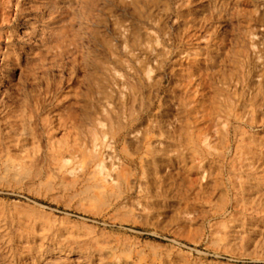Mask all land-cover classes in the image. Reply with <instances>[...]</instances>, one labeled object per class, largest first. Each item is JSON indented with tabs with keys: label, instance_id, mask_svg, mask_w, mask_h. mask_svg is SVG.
<instances>
[{
	"label": "rangeland",
	"instance_id": "374dc122",
	"mask_svg": "<svg viewBox=\"0 0 264 264\" xmlns=\"http://www.w3.org/2000/svg\"><path fill=\"white\" fill-rule=\"evenodd\" d=\"M6 50L0 264H264V0H0Z\"/></svg>",
	"mask_w": 264,
	"mask_h": 264
},
{
	"label": "bare ground",
	"instance_id": "6f19581e",
	"mask_svg": "<svg viewBox=\"0 0 264 264\" xmlns=\"http://www.w3.org/2000/svg\"><path fill=\"white\" fill-rule=\"evenodd\" d=\"M30 20H33V19H30ZM30 20H28V21H30ZM32 25H35V23H32ZM22 28L24 29V28H28V27L26 25L22 24L21 28L17 29V34H18L19 38L20 39H24V38L30 39L31 36H30V33L28 31L27 32L23 31L21 35L19 34V32H21ZM35 39H37V38H35ZM0 57H2L3 65H5V66L11 65L12 58H11V53L8 50H6V52L3 53ZM4 81H5L4 77H2L0 75V92H1V88L5 87ZM1 101H2V98L0 100V114H3L5 112L3 111L4 109H3V106L1 105ZM10 118L11 117H9V119ZM6 123H7V120H6ZM7 125L10 129H12L15 126V124L12 122H8ZM8 132L9 131L4 133V131L1 129V126H0V142L5 143L6 146H8V147H11L14 145L17 147H20L21 145L28 146L30 144V141L32 140V139L30 140L31 134H9L10 132L9 133ZM20 132H21V130H20ZM47 135H49V134H47ZM32 136H34V134H32ZM51 140H52V137L48 138V141H49L48 146H49V148H51L50 153L52 155H54L57 159H63L64 155L67 153H74L75 154L78 152V149L75 147V145L65 146V147H60L58 149H54V143H52L53 140L52 141ZM17 147H15V148H17ZM21 149H23V148H21ZM50 153H48V154H50ZM241 180H242V178H241ZM250 185L251 184L240 185V184H237V182H235V181L231 182L232 198H230L228 203L225 205V208H224L225 211H228L229 209H232L235 212H240V211L245 210L246 205L243 202L244 197L242 198V194H244V192L247 191V189L249 188ZM40 256L42 258L43 254H41Z\"/></svg>",
	"mask_w": 264,
	"mask_h": 264
}]
</instances>
